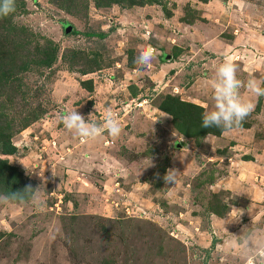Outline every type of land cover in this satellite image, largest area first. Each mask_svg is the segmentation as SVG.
<instances>
[{"label":"rangeland","instance_id":"1","mask_svg":"<svg viewBox=\"0 0 264 264\" xmlns=\"http://www.w3.org/2000/svg\"><path fill=\"white\" fill-rule=\"evenodd\" d=\"M25 5L26 14L12 22L39 45L59 49L52 69L23 75L19 87L28 95L13 94L6 104L20 116L39 104L44 110L26 128L15 123L17 153L7 159L33 188L44 184L46 206L0 202V264H246L229 242L264 232V97L242 88L255 105L243 127L206 136L198 146L174 129L159 103L171 94L212 110L210 82L228 58L245 84L264 81V0L109 8L88 0L74 15L52 0ZM64 22L76 34H64ZM149 45L156 59L140 69L133 61ZM72 50L99 59L100 67L70 72L62 55ZM109 108L122 125L115 138L105 132L85 142L60 120L77 109L100 122ZM149 158L154 166L146 167ZM169 168L180 173L175 183L163 179ZM212 194L228 205L220 235L208 225ZM232 206L244 210L239 221H232ZM214 237L222 243L213 244Z\"/></svg>","mask_w":264,"mask_h":264},{"label":"trees","instance_id":"2","mask_svg":"<svg viewBox=\"0 0 264 264\" xmlns=\"http://www.w3.org/2000/svg\"><path fill=\"white\" fill-rule=\"evenodd\" d=\"M27 0H16V11L7 17L0 18V193H11L22 191L25 186L31 185L23 177V172L17 166L12 165L7 156L17 153V148L11 142V137L19 128H26L30 123L41 118L44 110L39 104L36 108L27 111V114L20 116V109L14 112L6 111V104L12 99L13 94L21 92L27 94L25 89L20 91L19 85H23L26 74L37 72L39 69H52L56 62L58 46L47 41L44 45H39L33 41L32 34L24 27H20L12 22L14 17L26 14ZM34 1V0H31ZM57 8L74 15L78 12L79 6L87 8L88 0H52ZM154 0H93L96 8H109L113 5L126 4L128 6L151 4ZM203 2L206 0H202ZM78 7V8H77ZM75 11V12H74ZM62 28L72 31V26L64 22ZM102 37L104 35H101ZM36 43L38 46L35 47ZM48 43V44H47ZM62 62H68L70 72H74L75 66L82 67L77 70L80 74L89 73L100 67V60L88 58L82 52L68 51L62 55ZM83 85H86L85 83ZM90 89L91 85L88 84ZM25 86V85H24ZM4 98V100H3ZM159 109L171 117L174 129L185 139L198 146L200 141L206 136H220L224 130L217 128L201 127L202 116L205 113L203 107L183 101L177 95H165L161 98ZM18 113L17 116H15ZM243 127V126H242ZM15 129V130H14ZM18 131V130H17ZM177 144V143H176ZM6 157V158H5ZM216 199L215 204H210L209 212L219 218H223L228 212V205L218 199V195L212 194ZM30 198L26 197L24 202L9 200L13 203H27ZM236 205V203L234 202ZM213 245V244H212Z\"/></svg>","mask_w":264,"mask_h":264},{"label":"clouds","instance_id":"3","mask_svg":"<svg viewBox=\"0 0 264 264\" xmlns=\"http://www.w3.org/2000/svg\"><path fill=\"white\" fill-rule=\"evenodd\" d=\"M15 11L16 0H0V18L7 17ZM154 59H156V51L149 45L139 51L133 63L142 69L151 65ZM210 84L214 107L203 114L201 123L203 128L230 131L242 127L255 107L250 99H246L241 95L242 88L246 87L257 99L264 97V86H262L264 81L250 78L245 84L237 77V65L231 58L225 59L218 65ZM60 120L68 132L74 133L85 142L96 141L105 132L114 138L122 132L119 116L110 108L105 110L103 121L100 122L90 119V115L86 118L77 109L63 114ZM149 166H154L151 158H149L146 167ZM179 174L175 168H169L163 179L165 183H175ZM52 175L57 176L53 170ZM45 193L43 183L36 188L27 185L22 191L0 193V202L6 203L9 200L24 202L25 198L28 197L36 206L43 208L46 206V201L43 199ZM233 209L236 211V217L232 221H239L244 210L235 207ZM232 237L229 248L237 249L246 258L247 264H264V232H242L241 235H232Z\"/></svg>","mask_w":264,"mask_h":264},{"label":"crops","instance_id":"4","mask_svg":"<svg viewBox=\"0 0 264 264\" xmlns=\"http://www.w3.org/2000/svg\"><path fill=\"white\" fill-rule=\"evenodd\" d=\"M243 191V190H242ZM261 190H259V192H255L256 193V195H259V197H263V195L261 194V192H260ZM250 192V191H249ZM244 193H246L245 191L243 192V193H241V195H244ZM248 193V192H247ZM246 196L244 195V198H245ZM244 198H242V199H244ZM246 199V198H245ZM223 222H222V220H221V218H219V217H217V216H215V215H210V217H209V220H208V225L210 224V226H211V229H212V226H213V228L215 229V232L214 231H212V233H214L215 235H217V233L220 235V232H219V230H221V227H222V224ZM190 232V231H189ZM188 232V233H189ZM191 234V233H190ZM191 235H193V234H191ZM202 237H203V233H201L200 234ZM193 238H200L199 236H196V235H193ZM221 238L220 237H218V238H213V244L216 242V241H219V242H217L218 244H221L222 242H221V240H220ZM247 264V263H246Z\"/></svg>","mask_w":264,"mask_h":264},{"label":"water","instance_id":"5","mask_svg":"<svg viewBox=\"0 0 264 264\" xmlns=\"http://www.w3.org/2000/svg\"><path fill=\"white\" fill-rule=\"evenodd\" d=\"M70 30H71V28H69V30L68 31H65V33L64 34H68V32H70ZM178 144H175V146H177Z\"/></svg>","mask_w":264,"mask_h":264}]
</instances>
